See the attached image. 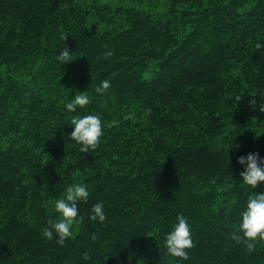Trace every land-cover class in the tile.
<instances>
[{
	"label": "trees",
	"instance_id": "1",
	"mask_svg": "<svg viewBox=\"0 0 264 264\" xmlns=\"http://www.w3.org/2000/svg\"><path fill=\"white\" fill-rule=\"evenodd\" d=\"M145 8L0 0V264H264V242L249 251L231 238L248 196L264 192L240 185L237 164L264 158V0ZM65 47L73 60L60 65ZM76 91L90 102L69 113ZM89 113L103 135L81 153L70 120ZM73 182L90 195L60 246L42 229ZM96 202L103 223L88 219ZM181 213L186 261L163 246Z\"/></svg>",
	"mask_w": 264,
	"mask_h": 264
},
{
	"label": "clouds",
	"instance_id": "2",
	"mask_svg": "<svg viewBox=\"0 0 264 264\" xmlns=\"http://www.w3.org/2000/svg\"><path fill=\"white\" fill-rule=\"evenodd\" d=\"M255 48L257 50L264 48V44L257 42ZM106 55H110V53H106ZM56 60L62 65L71 62L73 58L71 52L65 47L60 50L58 55L56 54ZM109 87L110 81L103 79L95 87L94 92L103 94ZM233 99L238 101L240 95L234 96ZM89 102L90 99L86 91H76L64 107L69 113H76L78 108H83ZM260 111L264 112V107H260ZM70 125L72 131L69 139L80 146L81 153L96 148L103 135V123L99 114L73 115ZM237 164L243 168L240 173L242 181L240 185L247 186L252 190L258 183H264V158H261L258 153L239 156ZM89 195V187L83 182H73L66 186L63 195L56 198L53 203L58 218L49 220L42 229V237L48 241L55 240L56 244L63 246L66 239L72 236L74 225L83 219L78 213V203L86 202ZM88 219L96 223L105 221L106 213L102 202H96L91 206ZM231 238L237 242H243L249 251L257 241L264 242V192L257 194L252 191V194L248 196ZM91 239H96L95 234ZM163 246L169 256L185 261L188 259L186 250L192 248L193 241L190 224L182 213L176 215L175 223L164 234ZM89 258L87 252L82 254L84 261H88Z\"/></svg>",
	"mask_w": 264,
	"mask_h": 264
},
{
	"label": "rangeland",
	"instance_id": "3",
	"mask_svg": "<svg viewBox=\"0 0 264 264\" xmlns=\"http://www.w3.org/2000/svg\"><path fill=\"white\" fill-rule=\"evenodd\" d=\"M105 4H111V5H144L145 9H154L156 8H164L165 5H167V0H101ZM155 6V8H154Z\"/></svg>",
	"mask_w": 264,
	"mask_h": 264
}]
</instances>
